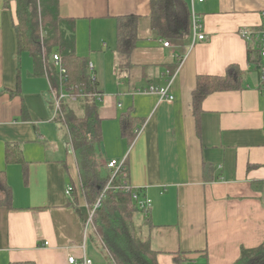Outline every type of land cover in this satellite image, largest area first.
Masks as SVG:
<instances>
[{
  "label": "crops",
  "instance_id": "obj_1",
  "mask_svg": "<svg viewBox=\"0 0 264 264\" xmlns=\"http://www.w3.org/2000/svg\"><path fill=\"white\" fill-rule=\"evenodd\" d=\"M7 1L0 0V172L12 201L0 207V264H111L95 226L85 231L91 207L79 155L61 146L71 95L50 69L53 58L38 75L34 58L19 52ZM185 2L204 24L206 40L195 47L191 31L184 41L156 36L152 0H60V13L75 22L77 55L98 83L103 170L111 177L108 163L117 161L130 189L151 200L146 231L158 263L183 256L235 264L264 243V84L248 64L245 36L262 31L264 0ZM127 17L138 19L129 60L117 50L118 20ZM230 66L247 73L243 88L215 92L196 111L198 79L224 77ZM167 87L172 102L159 94ZM124 115L133 118L127 137Z\"/></svg>",
  "mask_w": 264,
  "mask_h": 264
},
{
  "label": "trees",
  "instance_id": "obj_2",
  "mask_svg": "<svg viewBox=\"0 0 264 264\" xmlns=\"http://www.w3.org/2000/svg\"><path fill=\"white\" fill-rule=\"evenodd\" d=\"M6 6L14 11L19 52L29 53L34 58L38 75L42 74V67L46 68L54 55H59L66 69V74L62 76L63 86L71 97L63 111L71 137L70 145L79 155L83 176L82 192L88 206L93 208L104 195L102 205L94 212L93 221L94 232L107 253L108 262L159 264V253L152 249L151 239L146 231L152 227L149 212L136 205L133 193L125 191L120 177L115 181L114 187L104 193L110 177L103 174L104 166L95 171L90 164V155L99 152L103 141L96 111V98L100 96V92L97 80L90 71V62L77 55L75 22L61 17L60 0H11L7 1ZM151 8V26L156 36L163 40L184 41L190 35L191 14L185 0H152ZM118 21L117 50L129 60L133 50L137 48L138 19L127 17ZM247 59L252 71L259 76L262 61L260 50L253 41L248 45ZM50 69L55 73L54 64H50ZM57 80L56 76L55 81ZM246 80L247 73L237 66H230L224 77H200L194 93L195 110H199L207 96L219 91L240 90ZM131 120L133 118L130 115L122 117L123 134L126 137L130 134ZM6 154L8 157L9 150ZM137 193L142 196L141 192ZM11 201L12 190L4 182L3 173L0 172V207L10 206ZM175 263L207 264L183 256H176ZM235 264H264V243L257 248L243 250Z\"/></svg>",
  "mask_w": 264,
  "mask_h": 264
},
{
  "label": "built area",
  "instance_id": "obj_3",
  "mask_svg": "<svg viewBox=\"0 0 264 264\" xmlns=\"http://www.w3.org/2000/svg\"><path fill=\"white\" fill-rule=\"evenodd\" d=\"M197 1L200 3H203L205 0H197ZM190 31H191V34L193 37L192 47L193 46L195 47V44L197 42H203L206 40L205 33H204L203 21H202L201 17L197 16L195 13L191 16ZM245 36L250 37L251 41H253V43L260 50V57H261L262 64L260 66L259 72H260L261 83L264 84V19H263V29L261 32L254 33V34L247 33V34H245ZM164 45L166 48L170 47L169 42H166ZM53 62L56 66L55 68H57L59 70L60 77H61V87L63 88L62 76H64L66 74V69L64 68L63 62H62L61 58L59 57V55L53 56ZM91 69H92V66H91ZM151 91H153V89ZM159 92H160L159 94L162 96L163 99L166 98L170 102L173 101L174 97L169 95L168 87L166 89H162ZM58 109H60V100L58 102ZM108 168L110 169L112 174H111L110 180H109V182H108V184H107V186L103 192L105 193L110 188L114 187L115 181L119 177H121L123 180L122 187L125 189V191L126 192L131 191V193H133V200L136 202V205L141 210L148 212L151 208V205H152L151 200H149L147 198L142 199L136 191H133V189H130V187L124 182L125 167L123 165H120L117 161L113 160V161L108 163ZM66 194L69 197H72L73 188H68L66 191ZM103 196L97 200V202L95 203L93 208H91V211L88 214L86 224H85L86 233H88L90 227L92 229L94 228V221H93L94 212L97 208H99L102 205ZM69 262H70V264H92L91 261L87 258H84L83 261L79 262L78 260L76 261L75 258L70 257Z\"/></svg>",
  "mask_w": 264,
  "mask_h": 264
},
{
  "label": "rangeland",
  "instance_id": "obj_4",
  "mask_svg": "<svg viewBox=\"0 0 264 264\" xmlns=\"http://www.w3.org/2000/svg\"><path fill=\"white\" fill-rule=\"evenodd\" d=\"M248 76V75H247ZM46 81V80H45ZM46 83H47V81H46ZM55 86H56V88L58 87V83L55 81ZM57 92H59V91H57ZM60 93V92H59ZM60 96H61V94H60ZM66 103V100H64L63 101V104H65ZM54 128H57L58 129V127H56V126H54ZM66 134L67 135H69V129L67 128V127H64V129H62V133H61V146H63V148L65 149L68 145H70V141H69V138L66 136ZM62 148V147H61ZM66 150V149H65ZM91 156V162H90V164H91V166H93L94 168V170L95 171H97V170H99L101 167H103L104 166V164H102V163H104L103 162V160L101 159V155H100V153L99 152H97L96 154H94V155H90ZM83 164V163H82ZM103 174L105 175V176H110V174L109 175H107V172L106 171H104L103 170ZM138 217H140V216H138ZM138 222H139V220H138ZM89 231L91 232L92 231V228L90 227V229H89ZM89 232V233H90ZM90 237H91V242H93V243H97V244H99L98 245V248H100V243H99V241H98V239H97V236L96 235H94L93 233H91L90 234Z\"/></svg>",
  "mask_w": 264,
  "mask_h": 264
}]
</instances>
